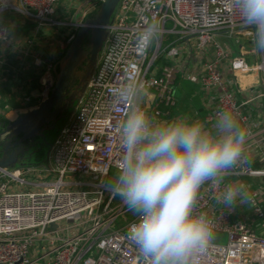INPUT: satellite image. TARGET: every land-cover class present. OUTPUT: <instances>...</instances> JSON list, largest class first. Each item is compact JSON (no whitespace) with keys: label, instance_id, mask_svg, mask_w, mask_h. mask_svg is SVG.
Returning <instances> with one entry per match:
<instances>
[{"label":"built area","instance_id":"built-area-1","mask_svg":"<svg viewBox=\"0 0 264 264\" xmlns=\"http://www.w3.org/2000/svg\"><path fill=\"white\" fill-rule=\"evenodd\" d=\"M57 2L0 0V43L11 39L7 11L56 26ZM178 72L205 94L207 131L221 135L216 124L228 114L246 132L241 160L201 186L194 209L228 241L211 242L190 264H264V49L239 0H120L97 66L48 158L0 171V264H148L129 236L137 217L105 183L120 162L123 122L142 109L153 124L151 108L155 122L167 121L178 103ZM241 77L253 79L241 86ZM54 79L47 77L43 99ZM141 93L154 96L151 107L139 102ZM230 188L238 193L231 204Z\"/></svg>","mask_w":264,"mask_h":264},{"label":"clouds","instance_id":"clouds-1","mask_svg":"<svg viewBox=\"0 0 264 264\" xmlns=\"http://www.w3.org/2000/svg\"><path fill=\"white\" fill-rule=\"evenodd\" d=\"M239 5L264 49V0H239ZM216 128L221 135L184 117L153 125L142 109L123 122L120 162L105 188L137 217L129 236L148 264H190L214 239L213 221L194 211L198 193L241 160L246 138L228 114L219 116ZM237 195L230 188L225 200L231 204Z\"/></svg>","mask_w":264,"mask_h":264},{"label":"crops","instance_id":"crops-1","mask_svg":"<svg viewBox=\"0 0 264 264\" xmlns=\"http://www.w3.org/2000/svg\"><path fill=\"white\" fill-rule=\"evenodd\" d=\"M97 3L98 0H58L53 17L60 24L56 26L39 25L35 20L14 11H7L3 15L4 22H7L11 29V39L0 43V86L8 85V90L3 92L0 90V130L4 123L14 121L23 113L36 108L43 100L41 92H44L47 77L54 78L57 72L59 57L65 54L69 46L68 36L72 34V29H77L79 23L89 18L88 16L95 11ZM34 57H40L41 63L35 64ZM51 65L53 67L49 69ZM38 68H43L44 73L38 71ZM252 77H241L238 83L243 86L253 79ZM174 84L175 95L178 98L177 105L181 104L182 98L189 96L192 101L197 100L200 107L191 111L188 117L172 110L167 118L184 117L190 121L203 122L207 110L205 94L200 85L184 78L181 72H178ZM188 90L191 93H187ZM153 98L152 94L141 93L139 102L151 107ZM2 99L6 103L4 107ZM11 103L16 104L17 107L11 108ZM153 112L152 108L148 111L153 125L160 124L161 122L157 121V123L153 120Z\"/></svg>","mask_w":264,"mask_h":264},{"label":"water","instance_id":"water-1","mask_svg":"<svg viewBox=\"0 0 264 264\" xmlns=\"http://www.w3.org/2000/svg\"><path fill=\"white\" fill-rule=\"evenodd\" d=\"M120 0H102L96 13L79 23L74 39L69 44L55 73L54 85L49 95L39 105L14 121L4 123L0 130V171L26 165L28 160L43 146L40 138L56 126L54 116L56 98L66 90V82L80 68H88V78L93 73L103 44L108 35V26ZM90 61L88 67L86 60ZM77 78H73L75 82ZM88 83V82H87ZM83 85L79 98L85 91ZM53 117H50V116ZM55 227V224H52Z\"/></svg>","mask_w":264,"mask_h":264},{"label":"flooded vegetation","instance_id":"flooded-vegetation-1","mask_svg":"<svg viewBox=\"0 0 264 264\" xmlns=\"http://www.w3.org/2000/svg\"><path fill=\"white\" fill-rule=\"evenodd\" d=\"M99 59V58H98ZM88 61V58H86ZM98 60L94 67L97 66ZM88 67L90 66V61L87 63ZM76 75H72L71 79H68L66 82V90L61 93L56 98V108H55V119L57 120L55 124H57L61 119H63L66 115H70L74 111V106L77 100L78 94L81 92L83 85L87 84L88 82V68H78L75 71ZM73 78H77L75 82H73ZM86 89V88H85ZM50 116V115H48ZM53 117V116H50Z\"/></svg>","mask_w":264,"mask_h":264},{"label":"rangeland","instance_id":"rangeland-1","mask_svg":"<svg viewBox=\"0 0 264 264\" xmlns=\"http://www.w3.org/2000/svg\"><path fill=\"white\" fill-rule=\"evenodd\" d=\"M98 4V3H97ZM97 10L98 9V5H96L95 7ZM95 12V11H94ZM93 12V13H94ZM88 16V15H87ZM91 15H89L88 17H90ZM77 29L73 30L72 29V33H76ZM71 35H69L68 37H70ZM166 46V44L164 45ZM68 48V47H67ZM153 49L150 50V52H152ZM63 56H60L59 59H60V62H59V65L61 63V59H62ZM57 59V60H59ZM58 65V66H59ZM58 68L57 67V72H58ZM43 68H38V71L40 72H43ZM47 72V70H45ZM56 72V73H57ZM44 73V72H43ZM54 78H55V75H54ZM43 91V90H42ZM42 93V92H41ZM69 119V116L66 115L63 119H61L54 128L50 129V130H47L45 132V135L43 138H40V140L42 141V144L43 146L41 147V149L36 153L34 154L31 159L29 160V162H27L26 164L28 163H31V164H38V163H41V162H44L46 160V157L48 155V152L50 150V147L51 145L54 143L60 129L67 123ZM115 169H112L111 172H110V177L113 175ZM248 213L250 214V208L248 209ZM118 224H121L120 222ZM228 241V234L227 233H222V232H214V239L212 240V243H216V244H224Z\"/></svg>","mask_w":264,"mask_h":264},{"label":"trees","instance_id":"trees-1","mask_svg":"<svg viewBox=\"0 0 264 264\" xmlns=\"http://www.w3.org/2000/svg\"><path fill=\"white\" fill-rule=\"evenodd\" d=\"M102 2V0H100L99 2H98V7L100 6V3ZM96 11L97 10H95V12L94 13H92L91 14V17L96 13ZM4 21V20H3ZM5 23V22H4ZM5 24H7L8 25V23L6 22ZM159 63L160 64H167L168 62L165 60V59H161L160 61H159ZM170 64V63H169ZM3 89V90H2ZM0 90H1V92H3L4 90L6 91V90H8V85H5L4 87L3 86H0ZM187 93H191V92H189V90H188V92ZM3 100V103H2V106L4 107L5 106V102H4V99H2ZM12 102V101H11ZM12 104V103H11ZM162 106H163V109H165V110H167V108H168V106H166V105H164V104H162ZM17 107V105L16 104H12V107L11 108H16ZM199 107H200V104L198 103V101L197 100H191V97H189V96H186V97H184V98H182V102H181V104H179V105H177L176 107H172V108H169L170 109V111H172V110H174L176 113H183V115H185L186 117H188V116H190V114L192 113L191 111H194L195 109H199ZM173 111V112H174Z\"/></svg>","mask_w":264,"mask_h":264},{"label":"bare ground","instance_id":"bare-ground-1","mask_svg":"<svg viewBox=\"0 0 264 264\" xmlns=\"http://www.w3.org/2000/svg\"><path fill=\"white\" fill-rule=\"evenodd\" d=\"M239 84V83H238ZM240 85V84H239Z\"/></svg>","mask_w":264,"mask_h":264}]
</instances>
